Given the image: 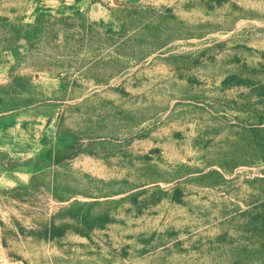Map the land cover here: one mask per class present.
Returning a JSON list of instances; mask_svg holds the SVG:
<instances>
[{"label":"rangeland","instance_id":"rangeland-1","mask_svg":"<svg viewBox=\"0 0 264 264\" xmlns=\"http://www.w3.org/2000/svg\"><path fill=\"white\" fill-rule=\"evenodd\" d=\"M0 264H264V0H0Z\"/></svg>","mask_w":264,"mask_h":264}]
</instances>
